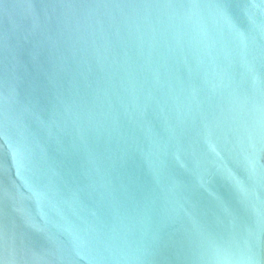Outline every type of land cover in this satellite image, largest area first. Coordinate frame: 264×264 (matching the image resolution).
Listing matches in <instances>:
<instances>
[{
  "label": "water",
  "instance_id": "95a60500",
  "mask_svg": "<svg viewBox=\"0 0 264 264\" xmlns=\"http://www.w3.org/2000/svg\"><path fill=\"white\" fill-rule=\"evenodd\" d=\"M0 264H264V0H0Z\"/></svg>",
  "mask_w": 264,
  "mask_h": 264
}]
</instances>
